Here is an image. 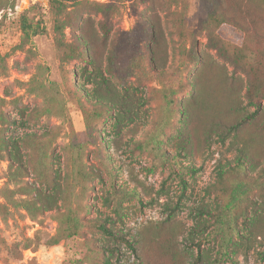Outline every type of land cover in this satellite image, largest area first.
I'll use <instances>...</instances> for the list:
<instances>
[{"label": "rangeland", "instance_id": "374dc122", "mask_svg": "<svg viewBox=\"0 0 264 264\" xmlns=\"http://www.w3.org/2000/svg\"><path fill=\"white\" fill-rule=\"evenodd\" d=\"M16 4L0 11V264H264V98L228 130L255 109L209 42L245 40L210 22L219 0Z\"/></svg>", "mask_w": 264, "mask_h": 264}, {"label": "trees", "instance_id": "16d2710c", "mask_svg": "<svg viewBox=\"0 0 264 264\" xmlns=\"http://www.w3.org/2000/svg\"><path fill=\"white\" fill-rule=\"evenodd\" d=\"M51 5L61 4L63 2H76L78 0H48ZM17 0H0V11L4 9L13 10L17 6ZM220 4L215 12L209 15L211 23L217 25L228 24L237 30L241 31L245 37L242 45L239 47L228 46L214 36H209L210 45L216 50L220 57L229 61V63L238 70L244 73L248 78V87L246 90V97L248 106L255 110L249 116L236 122L228 128L232 132H237L239 128L249 119L254 117L260 109L258 98H264V92L258 95L260 81L254 78L255 73L261 64V57L264 59V31L260 28V24L264 23V0H219ZM225 4V5H224ZM248 40L253 41L260 48L259 55L254 54L250 46L247 44ZM253 77V81L251 78ZM244 157L245 150H241ZM242 161H238V166L242 167ZM220 175V174H219ZM105 234L109 231L102 227Z\"/></svg>", "mask_w": 264, "mask_h": 264}, {"label": "water", "instance_id": "95a60500", "mask_svg": "<svg viewBox=\"0 0 264 264\" xmlns=\"http://www.w3.org/2000/svg\"><path fill=\"white\" fill-rule=\"evenodd\" d=\"M28 0H20V10H24L27 7Z\"/></svg>", "mask_w": 264, "mask_h": 264}]
</instances>
